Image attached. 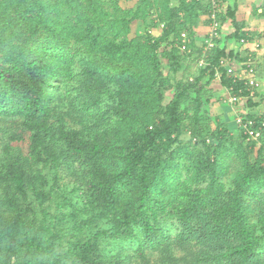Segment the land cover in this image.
<instances>
[{
    "label": "trees",
    "instance_id": "obj_1",
    "mask_svg": "<svg viewBox=\"0 0 264 264\" xmlns=\"http://www.w3.org/2000/svg\"><path fill=\"white\" fill-rule=\"evenodd\" d=\"M217 1L219 37L199 67L206 0H0V264H264V128L235 137L208 111L216 72L257 108L258 88L232 74L253 37L237 1ZM119 238L132 254H104Z\"/></svg>",
    "mask_w": 264,
    "mask_h": 264
},
{
    "label": "rangeland",
    "instance_id": "obj_2",
    "mask_svg": "<svg viewBox=\"0 0 264 264\" xmlns=\"http://www.w3.org/2000/svg\"><path fill=\"white\" fill-rule=\"evenodd\" d=\"M137 0H130L129 3L119 4L122 8L132 7ZM235 0H227L228 4L232 5ZM237 1V12H236V19L240 22L245 24V30L250 34L251 37L254 39V44H260L258 47V51L262 49V51L257 52L255 49L256 47H249L247 43L240 47L241 50L247 49L248 52L246 54H250L252 58H255L254 64L256 66L255 75L257 77V82L259 84L258 93L255 94V102L258 103L257 108L250 109L248 106H245V99H239L236 102H232L231 98L232 95L223 88L218 79H215L210 82L207 89L210 93L209 99L210 104L208 105V111L211 116L214 125H225L228 127L230 132L233 136H238L239 132L241 131L240 125L237 123L238 119H242L241 117H246L247 115H255V116H262L264 114V0H236ZM225 5L221 6L220 11L223 12ZM258 11L260 14L259 16L255 15ZM206 30V29H205ZM210 29H207V33H209ZM232 31L231 25H224L220 29V38L221 41H224L227 35ZM143 30L142 27L139 25H135L131 28L130 37L140 36ZM204 33V32H203ZM153 36L156 37L159 32L154 31L152 32ZM204 34H200L203 36ZM241 46V45H240ZM260 55H259V54ZM163 63L165 61L163 60ZM187 72H189L188 66ZM196 67V63L190 66L191 70L193 71ZM240 71H234L232 74L237 73L238 75L242 74L244 71L242 68H238ZM262 94V95H260ZM167 98H170L168 95ZM258 142H256V146H258ZM221 161L224 164V167L227 171V177L223 180L224 185L226 188L231 187L232 179L237 172V164L234 158V154L232 151H228L226 154L223 155ZM63 180L68 185L67 191H69L71 186V180L69 178L64 177ZM105 229L104 224H99L98 229ZM94 232L95 229H86L85 232L88 233ZM164 231L167 233L170 239H172L176 232L177 228L174 223L169 220H166L164 225ZM137 243L134 240H129L125 238L119 239H108L102 242L101 248L103 253L106 255L109 254H132V252L136 249ZM183 251H179L177 256L181 255ZM124 259V258H123ZM134 260H129L128 264H133Z\"/></svg>",
    "mask_w": 264,
    "mask_h": 264
},
{
    "label": "built area",
    "instance_id": "obj_3",
    "mask_svg": "<svg viewBox=\"0 0 264 264\" xmlns=\"http://www.w3.org/2000/svg\"><path fill=\"white\" fill-rule=\"evenodd\" d=\"M211 8H212V11L210 13V16H209V20L211 21L210 23V26H209V33L207 34V38L205 40V47H204V50L202 51V58L201 60L198 61V66L201 67V66H204L205 65V61H206V53L214 47V40L217 39L219 37V28H220V25L219 23L216 21V16L217 14L220 12V5H219V2L217 0H206ZM181 39H182V43L185 45L188 40H187V37L185 36V34H182L181 35ZM253 41V42H252ZM254 43V39L249 41V40H245V39H242L239 41L240 45L243 46L247 43ZM255 47L257 48V44L255 43L254 44ZM181 50L184 51L185 50V46H182L181 47ZM245 57H246V63H244L242 65V69L244 71V74L247 78V86L250 88V89H257L258 88V82H257V78H256V75H255V64H254V61L252 60V56L250 54H245ZM242 74L240 75H237L236 77L237 78H241L239 76H241ZM230 77H233L232 74L229 75ZM215 78L216 79H219L220 78V74L216 72L215 74ZM253 93H250V96H252ZM241 98H236L234 96H232L231 98V101L232 102H236L237 100H239ZM242 119H238L237 120V123L240 125L241 129H245L248 136L251 138V140L253 141H257L259 136H260V132L261 130L264 128V123L261 124L260 128L258 130H252V129H249V127L252 126V122L251 121H247L245 124H242Z\"/></svg>",
    "mask_w": 264,
    "mask_h": 264
},
{
    "label": "crops",
    "instance_id": "obj_4",
    "mask_svg": "<svg viewBox=\"0 0 264 264\" xmlns=\"http://www.w3.org/2000/svg\"><path fill=\"white\" fill-rule=\"evenodd\" d=\"M206 29V30H205ZM207 29L209 30V27L208 26H200L197 30H196V35H199V34H204V35H207L208 33H207ZM204 32V33H203ZM253 42V41H252ZM252 42H250V43H252ZM253 45H254V43H252V44H249V47H253ZM259 45L260 44H257V49H255V51H257V52H260V51H262V49H260L259 51H258V47H259ZM254 47H255V45H254ZM259 54V53H258ZM260 55V54H259ZM255 71H256V66H255ZM239 77H241V76H239ZM257 78V77H256ZM258 89H259V87H258ZM258 89H257V91H258ZM260 95H262V94H260ZM258 96H259V93H258ZM246 106V105H245Z\"/></svg>",
    "mask_w": 264,
    "mask_h": 264
}]
</instances>
